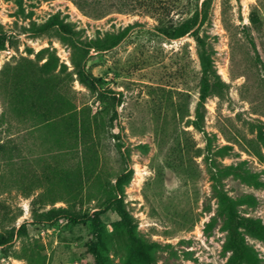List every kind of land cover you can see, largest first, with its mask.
Instances as JSON below:
<instances>
[{"label":"rangeland","instance_id":"1","mask_svg":"<svg viewBox=\"0 0 264 264\" xmlns=\"http://www.w3.org/2000/svg\"><path fill=\"white\" fill-rule=\"evenodd\" d=\"M101 1L109 7L94 16L76 0H0V264H224L225 217L212 193L206 138L192 124L195 40L167 39L145 9ZM193 1L172 11L175 21L200 8ZM206 8L200 34L226 86L206 99L203 126L213 150L226 146L218 165L242 163L260 181L221 178L230 196H254L238 212L264 224V145L256 140L264 124V0H208ZM55 17L83 42L133 27L113 47L78 50L54 29L32 33ZM51 57L56 66L48 69ZM80 61L100 80L96 92L80 82ZM244 233L264 264V239Z\"/></svg>","mask_w":264,"mask_h":264},{"label":"trees","instance_id":"2","mask_svg":"<svg viewBox=\"0 0 264 264\" xmlns=\"http://www.w3.org/2000/svg\"><path fill=\"white\" fill-rule=\"evenodd\" d=\"M198 1L195 5L197 7ZM78 6L94 16H102L109 4H104L101 0H76ZM194 3L193 0L183 2L182 0H117L110 2V5L116 6L121 10L124 9H145L154 15L158 21L157 31L167 39H177L189 34L195 40L197 45V56L200 65V78L198 81L199 96L195 106L193 126L204 133L206 138V159L210 168V177L212 180V193L219 204L218 215L225 217L223 229L227 232V239L223 246L226 252H229L224 264H259V258L255 250L247 243L245 233H248L258 239H264V224L257 218L245 217L238 212V207L243 204L254 205L255 198L251 194L234 198L230 196L223 185L221 178L228 174H234L244 182L252 185H258L260 181L254 173H251L242 163L237 165H218L215 157L225 152L226 146H221L216 150L210 147L208 135L204 129V104L206 99L212 94H220L225 88L226 83L219 76L212 58V48L208 41L206 33L200 34V27L203 25L207 17L208 0H201L200 8L188 18L178 19L175 21L171 15L172 11L177 10L181 13L188 9ZM109 7V6H108ZM190 9V8H189ZM133 25H128L118 32L107 36L104 40H91L83 42L75 38L74 31L71 26L61 19L55 17L45 23L35 26L32 30L34 35H39L54 29L64 39H66L75 49L95 48L96 50H104L118 44L130 31ZM251 43L253 41L251 40ZM77 76L89 90L96 92L99 89L100 80L91 73L83 62H74ZM44 66L52 69L56 66V58L51 57ZM256 140L264 145V124L256 126ZM129 172H123L118 175L114 188L119 192L120 185L127 181ZM117 210L121 220L128 228V233L133 241H137V248L141 255L150 259L148 253L144 250V244L139 241L132 232V224L128 212L123 208L121 200L115 197ZM94 226L97 227V213L92 215ZM216 220L215 216L211 217L210 223ZM5 241L0 240V244Z\"/></svg>","mask_w":264,"mask_h":264}]
</instances>
